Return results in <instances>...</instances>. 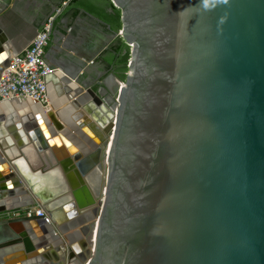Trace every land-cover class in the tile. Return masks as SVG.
<instances>
[{
	"label": "water",
	"instance_id": "1",
	"mask_svg": "<svg viewBox=\"0 0 264 264\" xmlns=\"http://www.w3.org/2000/svg\"><path fill=\"white\" fill-rule=\"evenodd\" d=\"M111 2L119 31L80 12L129 47L124 80L96 68L89 81L107 38L45 55L86 144L40 103L28 107L39 127L16 122L21 144L0 114V264H264V0ZM32 206L44 214L8 215Z\"/></svg>",
	"mask_w": 264,
	"mask_h": 264
},
{
	"label": "crops",
	"instance_id": "2",
	"mask_svg": "<svg viewBox=\"0 0 264 264\" xmlns=\"http://www.w3.org/2000/svg\"><path fill=\"white\" fill-rule=\"evenodd\" d=\"M58 9L59 8L57 3L50 2L48 0H0V21L1 25L4 27L8 39L10 40L11 46L9 49L11 50V52H14L12 54L21 52L29 44L30 40L33 38L36 32L41 29L46 19L53 14L56 15V22H59V24L57 26L55 24V27L53 28V34L50 36V44L48 48H51L55 53H57V55H60V51L59 49H57V47L63 49L64 43H70V48L73 50L88 54L91 48L94 49L100 43L106 42L107 39H110V42L107 46L115 41V39L110 38V31L106 28L104 23L99 22L92 17L86 16L82 12H79L78 15H76L74 18L63 15L62 9H59V13L57 12ZM99 19L102 20L101 18ZM58 30L63 31L67 35L65 37H62L58 33ZM73 50L71 51V54L75 55ZM56 72L59 73L58 75H63L61 70H57ZM56 72H54V74ZM95 77L97 81L101 80L103 76ZM58 80V77H53L51 74H48V76L46 77L47 98L49 103V107L47 108H52L55 112L59 111L65 114V116H63L61 119L62 121H64V123L67 124V126H65L67 131L70 132L77 141L80 140L79 142H83V144H86L85 140H87V138L79 134L80 131H77L79 130L77 127H75V129H77V132L74 130L73 122L70 120L69 115L66 119V115L68 114L67 109L70 108L67 106V104H69L71 101L62 98L61 102L60 95L64 93V91L62 93L61 90H64L66 85L60 83ZM74 84L75 83H73L72 85ZM58 87L61 88V90L58 89ZM93 87H96V83L93 85ZM83 93L84 91L82 90L78 95L81 96L83 95ZM26 102L32 104H25L24 109H28L25 112V116H31L32 121L39 127L37 118L31 112V109L28 108V105L29 107H31V105H34V102L32 100H26ZM6 104L8 106L5 107V110L2 109L3 107L0 108V114L5 117V130L12 133L17 142L20 141V143H22L21 140H23L22 135H24V133L21 129L18 130V128L16 127V121L18 122V120L14 121V117H12L11 113H15L18 117H21V111H23V109H21V111L17 110L18 108H15L12 101L6 102L3 105ZM18 104H20V102H18ZM21 104L23 103L21 102ZM54 106L56 107V109L54 108ZM25 116L22 119H24ZM19 121L22 120L20 119ZM76 134H78L79 137H77ZM35 156L38 160V164L34 166V168H37L41 163V160L38 155ZM25 166L27 168L30 167L32 170H35L33 169V164L30 162V160L28 164H25ZM14 179L15 177L10 178V180ZM18 179L21 180L20 178Z\"/></svg>",
	"mask_w": 264,
	"mask_h": 264
},
{
	"label": "built area",
	"instance_id": "3",
	"mask_svg": "<svg viewBox=\"0 0 264 264\" xmlns=\"http://www.w3.org/2000/svg\"><path fill=\"white\" fill-rule=\"evenodd\" d=\"M57 12L59 13V9ZM55 24H59L56 22V15H50L29 44L21 52L10 55L7 67L0 72V105L31 99L44 108L49 107L46 77L52 70L45 54ZM43 214L42 208L32 206L13 210L8 215L15 217Z\"/></svg>",
	"mask_w": 264,
	"mask_h": 264
},
{
	"label": "trees",
	"instance_id": "4",
	"mask_svg": "<svg viewBox=\"0 0 264 264\" xmlns=\"http://www.w3.org/2000/svg\"><path fill=\"white\" fill-rule=\"evenodd\" d=\"M62 9V14L75 17L84 9L108 23L112 30L121 28L120 10L111 0H52ZM61 16V15H60ZM59 23V22H58ZM101 60L103 68L115 73L121 80L125 79L129 60V47L120 38H115L108 49L104 50L97 58Z\"/></svg>",
	"mask_w": 264,
	"mask_h": 264
},
{
	"label": "bare ground",
	"instance_id": "5",
	"mask_svg": "<svg viewBox=\"0 0 264 264\" xmlns=\"http://www.w3.org/2000/svg\"><path fill=\"white\" fill-rule=\"evenodd\" d=\"M2 7V6H1ZM0 46H2V47H0V53H1V51H3V50H7V49H9V48H7V47H5V46H7L6 45V42H4V43H0ZM4 56H7V52L5 53V55ZM2 57V56H1ZM2 59L3 58H0V61H2ZM76 92H78V91H76ZM75 92V93H76ZM27 100H31V99H27ZM33 101V100H32ZM13 102V104H14V106H15V108L17 109V110H20L21 111V109H23V111H21V117H18L15 113H11V115H12V117H14V121H16V120H22V118L25 116V112L28 110L27 108H25L24 109V107H25V104H32V103H28V102H26V100H21V102L23 103V104H21V102H20V104H18V102H16V101H12ZM61 102H62V99H61ZM55 103V102H54ZM34 104H35V102H34ZM55 105H58V104H55ZM6 106H8L7 104L6 105H0V108H2V109H6L5 107ZM32 106V105H31ZM37 106H41L40 104H37ZM28 107H29V105H28ZM54 108L56 109V107L54 106ZM58 108V107H57ZM1 109V110H2ZM60 113V112H59ZM57 114V113H56ZM17 122V121H16ZM50 125H51V122L49 121V120H47L46 122H44V127L48 130V131H50V132H52V128H50ZM77 130V129H76ZM75 130V131H76ZM77 132V131H76ZM22 138L24 139L25 138V136L24 135H22ZM22 142H23V140H21ZM19 144H21L20 143V141H19ZM25 153H26V155H27V158L30 160V162L33 164V166H36L37 164H38V160L36 159V156H35V154L34 153H32V151H31V149L30 148H28V149H25ZM45 157L47 158L48 157V155L47 154H45ZM104 163H105V161H104ZM105 179H106V175H105V172L103 173V172H101V170H99V169H96L92 174H91V176H90V183H89V185H90V187H91V189L95 192V193H97L98 192V187H99V185L102 187V186H105ZM80 220H83V219H79V221H74V222H71L69 225H68V227L66 228V226H64L65 228H64V230H66V234H69V236H71V235H74V234H78V231H77V229L76 228H78V226L79 225H81L82 224V222H80ZM76 222H77V225L78 226H76ZM73 224V225H72Z\"/></svg>",
	"mask_w": 264,
	"mask_h": 264
},
{
	"label": "flooded vegetation",
	"instance_id": "6",
	"mask_svg": "<svg viewBox=\"0 0 264 264\" xmlns=\"http://www.w3.org/2000/svg\"><path fill=\"white\" fill-rule=\"evenodd\" d=\"M48 1H50V2H53L52 0H48ZM66 45L67 46H69V47H71L70 46V43H66ZM51 48H47V50H46V54L45 55H47L48 54V56H50V59H48L47 58V60L52 64V62L54 63V62H56V61H58L59 62V59H58V57H53V55L54 54H52L51 53ZM49 52V53H48ZM96 68H99V69H101V70H106V69H104L103 68V65L101 64V60L100 59H96V61L94 62V66H92L91 67V70H90V73H91V76H92V78H90V82H92L93 84L92 85H94L95 83H96V80H95V76H96ZM107 71V70H106ZM51 75H52V73H51Z\"/></svg>",
	"mask_w": 264,
	"mask_h": 264
}]
</instances>
